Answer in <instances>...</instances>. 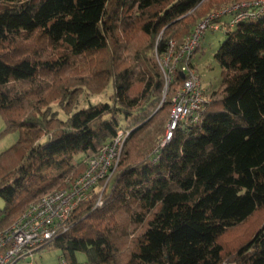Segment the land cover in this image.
Listing matches in <instances>:
<instances>
[{"label":"trees","instance_id":"obj_1","mask_svg":"<svg viewBox=\"0 0 264 264\" xmlns=\"http://www.w3.org/2000/svg\"><path fill=\"white\" fill-rule=\"evenodd\" d=\"M242 1L0 0V138L18 133L0 152V228L122 130L111 177L45 247L70 263L264 264V10L225 31L220 86L160 146L183 73L163 97L155 55ZM108 87L107 101L75 109Z\"/></svg>","mask_w":264,"mask_h":264},{"label":"built area","instance_id":"obj_2","mask_svg":"<svg viewBox=\"0 0 264 264\" xmlns=\"http://www.w3.org/2000/svg\"><path fill=\"white\" fill-rule=\"evenodd\" d=\"M258 9L264 10V0L234 2L212 11L196 22L179 50L169 43L163 54L155 55L164 79L163 97L175 78V72L180 70L183 73V82L171 98L170 118L160 146L170 140L181 122L195 123L204 110L209 92L202 87L191 58L206 30L231 29L242 20L258 16ZM225 15L231 16L230 19L219 23ZM126 136L127 133L117 130L95 156L86 160L83 172L67 187L44 194L9 226L0 228V264H32L28 259L33 257V252L44 248L59 231H64L72 212L87 199L89 191L95 189L101 180L105 179L106 183L111 177ZM158 153L159 148L153 150V162ZM100 202L98 198L96 204Z\"/></svg>","mask_w":264,"mask_h":264},{"label":"rangeland","instance_id":"obj_3","mask_svg":"<svg viewBox=\"0 0 264 264\" xmlns=\"http://www.w3.org/2000/svg\"><path fill=\"white\" fill-rule=\"evenodd\" d=\"M264 15V12H263ZM231 16L225 15L220 20V22L228 21ZM225 30H212L207 29L203 38L199 42V46L193 57L191 58V63L195 68L200 80L201 85L204 89L212 92L220 86L221 75L220 67L213 60V55L220 44L224 41ZM111 87H108L107 90L98 94H90L86 90L78 99V103L75 106V109L85 108L90 104L97 102H104L108 100V95L110 93ZM52 110L57 112L58 117L64 118L62 112L57 107L56 104L51 105ZM166 127V126H165ZM3 128V124H2ZM18 137L17 132H11L3 135L0 138V152L12 145ZM79 157H77L78 159ZM98 189V186L95 187V190ZM3 206V201L0 198V208ZM76 263H70L66 258L62 256V253L58 249H51L48 247L41 248L33 252V257L28 259L32 264H88L86 261L85 254L77 252L75 254ZM25 264V263H20Z\"/></svg>","mask_w":264,"mask_h":264},{"label":"crops","instance_id":"obj_4","mask_svg":"<svg viewBox=\"0 0 264 264\" xmlns=\"http://www.w3.org/2000/svg\"><path fill=\"white\" fill-rule=\"evenodd\" d=\"M209 92V91H208ZM1 129H2V123H1V121H0V131H1Z\"/></svg>","mask_w":264,"mask_h":264}]
</instances>
